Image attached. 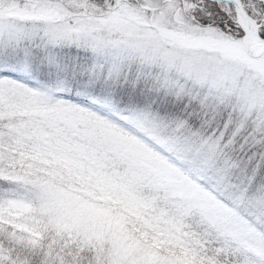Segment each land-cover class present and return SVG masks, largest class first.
Wrapping results in <instances>:
<instances>
[{
	"label": "snow or ice",
	"instance_id": "1",
	"mask_svg": "<svg viewBox=\"0 0 264 264\" xmlns=\"http://www.w3.org/2000/svg\"><path fill=\"white\" fill-rule=\"evenodd\" d=\"M0 264H264V0H0Z\"/></svg>",
	"mask_w": 264,
	"mask_h": 264
}]
</instances>
